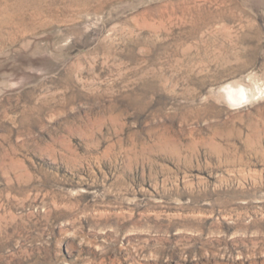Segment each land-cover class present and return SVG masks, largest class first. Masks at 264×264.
Listing matches in <instances>:
<instances>
[{"label":"rangeland","instance_id":"obj_1","mask_svg":"<svg viewBox=\"0 0 264 264\" xmlns=\"http://www.w3.org/2000/svg\"><path fill=\"white\" fill-rule=\"evenodd\" d=\"M0 264H264V0H0Z\"/></svg>","mask_w":264,"mask_h":264}]
</instances>
